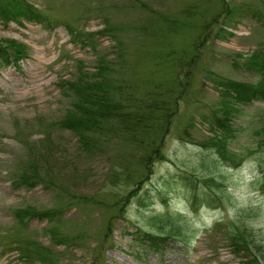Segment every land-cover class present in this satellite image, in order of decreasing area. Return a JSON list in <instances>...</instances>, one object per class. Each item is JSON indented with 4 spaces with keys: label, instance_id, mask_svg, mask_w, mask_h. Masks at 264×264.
<instances>
[{
    "label": "rangeland",
    "instance_id": "1",
    "mask_svg": "<svg viewBox=\"0 0 264 264\" xmlns=\"http://www.w3.org/2000/svg\"><path fill=\"white\" fill-rule=\"evenodd\" d=\"M29 1L46 9L51 25L0 18V39L28 50L18 65L0 67V264H264V145L255 134L264 100L231 114L238 164L199 143L220 107L212 75L253 79L235 60L238 51L264 48V23L252 12L263 14L264 0ZM106 19L113 30L92 44L71 39L67 23L85 34ZM99 54L112 58L118 80L176 107L168 128L137 130L133 140L108 133L85 148L58 124L73 99L60 83L93 72ZM141 139L157 147L149 167ZM31 161L39 176L22 182L19 171L32 173ZM185 171L200 189L213 177L212 202L193 204ZM21 207L50 213L21 221ZM227 223L246 226L259 246L236 253ZM150 230L172 235L153 245L143 236ZM21 237L50 249L47 262L22 257Z\"/></svg>",
    "mask_w": 264,
    "mask_h": 264
},
{
    "label": "trees",
    "instance_id": "2",
    "mask_svg": "<svg viewBox=\"0 0 264 264\" xmlns=\"http://www.w3.org/2000/svg\"><path fill=\"white\" fill-rule=\"evenodd\" d=\"M227 11L223 10L221 13L228 14ZM252 12L259 22L264 23V13L262 14L258 10ZM0 17L4 21L20 18L46 21L47 18L42 9L27 0H0ZM111 26L106 19L103 28L98 31L111 32L113 30ZM68 27L72 36L75 35L76 30L71 28L70 25ZM5 41L6 43L0 41V66L9 62L16 63L27 53L25 43L16 39H6ZM111 59L106 57L105 54H99L93 72L80 69L75 79H65L61 83L63 89L70 91L73 99L71 105L67 107L64 115L59 120V125L77 133L80 144L85 148L97 146L100 137L108 133H112L114 136H117V134L127 135L125 137H128L130 133L132 136L129 137V140H133L136 136L134 133L137 130H147L156 126L166 129L169 126L170 115L176 110V107L172 108L170 103L164 100L163 96H160V93L147 90L146 93L140 94L133 83L120 81L114 77L116 74L112 72L113 63ZM235 62L251 72L254 79L238 80L217 73L212 75L214 82L220 86V107L212 113V119L210 120L211 134L207 135L205 140L199 142L201 145L215 148L222 159L234 164L238 163L240 157H237L236 151L228 146L230 138L233 137V128L230 124L231 114L237 111L236 102L248 103L252 99H264V48L258 47L248 52L239 51ZM255 134L260 136L259 144L264 145V115ZM139 141L147 147L142 158L144 157L145 164L149 167L150 163L158 158L155 155L158 152L156 151L157 147H154L155 142L150 139H148L147 144L143 142V139ZM102 143H104L102 145L107 144ZM32 162L28 166L32 173L19 171L22 182L32 183L33 180L38 178L39 175L35 173L36 169ZM148 172H150V169ZM181 177L184 184L190 189L193 204L202 200L206 202L214 200L216 195L213 194L215 192L211 194L212 192L206 189L215 185L212 183L214 182L213 177L205 178L203 180L205 181V188L201 187V189L195 184L196 176L190 177L189 173L185 172V175ZM216 184L221 185L220 183ZM261 186L264 189V182ZM218 198L219 196H217ZM16 210L21 221H23L22 218L25 215L38 213L46 215L50 213V210L37 211L27 207ZM168 220V218L162 219L163 224L169 222ZM180 229L182 228L173 225L169 230H175L176 233H179ZM55 230L52 233L53 236L57 237L58 230ZM151 231H144L143 236L153 245H157L164 237L172 235L167 234L166 236L161 232L153 231V233ZM226 231L236 253L250 251L252 247L259 246L258 243H254L251 230L244 225L238 223L227 224ZM63 238L62 240L58 239V241L65 240ZM17 241L21 243V252L26 258L33 257V259L37 258L47 262V255L51 254L50 249L39 242L26 239V237H21Z\"/></svg>",
    "mask_w": 264,
    "mask_h": 264
}]
</instances>
